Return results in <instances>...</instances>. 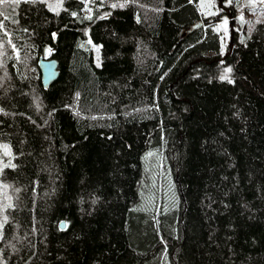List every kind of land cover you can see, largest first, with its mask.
<instances>
[{"label": "trees", "instance_id": "1", "mask_svg": "<svg viewBox=\"0 0 264 264\" xmlns=\"http://www.w3.org/2000/svg\"><path fill=\"white\" fill-rule=\"evenodd\" d=\"M194 1L0 2V264H264V20Z\"/></svg>", "mask_w": 264, "mask_h": 264}, {"label": "rangeland", "instance_id": "2", "mask_svg": "<svg viewBox=\"0 0 264 264\" xmlns=\"http://www.w3.org/2000/svg\"><path fill=\"white\" fill-rule=\"evenodd\" d=\"M47 4L51 9H59L62 5V0H46ZM87 1V0H85ZM229 4L237 5V15L231 18H223L219 21H211L210 18L215 13H219L221 15H225L226 12L229 10ZM194 5L197 11L200 12V16L202 19L197 22V24H202L203 17H210L209 20V27L212 28V33H219V41L221 48L223 50L225 46L232 41V37L234 31L237 32V37L239 40H243L247 35V31L249 30L250 26L253 22L257 20H264V0H195ZM205 27V26H204ZM215 34V35H216ZM230 68L224 67L220 73L218 74L220 77H228L230 75ZM161 144L158 147L159 152L161 150ZM0 150L1 153L4 155L8 154V148L6 145L0 143ZM161 165L160 159L158 161L156 156V151H152L150 157L145 163V169L147 173V183L148 188L146 187V203L143 204L144 209L149 210L152 207V188L154 184V171L159 169L158 166ZM160 170V169H159ZM149 190V191H148ZM9 204V200L5 199L3 202L0 201V207ZM158 209L154 214V217L157 218ZM146 212V216H147Z\"/></svg>", "mask_w": 264, "mask_h": 264}, {"label": "water", "instance_id": "3", "mask_svg": "<svg viewBox=\"0 0 264 264\" xmlns=\"http://www.w3.org/2000/svg\"><path fill=\"white\" fill-rule=\"evenodd\" d=\"M38 66L41 73L42 84L44 86H48L49 83L53 81L58 75V62L55 58H44L41 56L38 60ZM59 227L64 228L65 221H61L59 223Z\"/></svg>", "mask_w": 264, "mask_h": 264}, {"label": "snow or ice", "instance_id": "4", "mask_svg": "<svg viewBox=\"0 0 264 264\" xmlns=\"http://www.w3.org/2000/svg\"><path fill=\"white\" fill-rule=\"evenodd\" d=\"M0 2H2V0H0ZM230 71V70H229ZM223 78H226V77H223Z\"/></svg>", "mask_w": 264, "mask_h": 264}]
</instances>
